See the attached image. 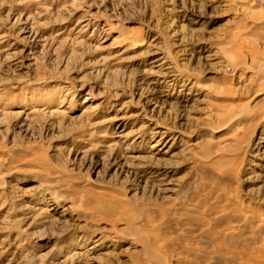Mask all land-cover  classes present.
Returning a JSON list of instances; mask_svg holds the SVG:
<instances>
[{
  "label": "rangeland",
  "instance_id": "rangeland-1",
  "mask_svg": "<svg viewBox=\"0 0 264 264\" xmlns=\"http://www.w3.org/2000/svg\"><path fill=\"white\" fill-rule=\"evenodd\" d=\"M262 41L264 0H0V264H264ZM227 193L263 225H191Z\"/></svg>",
  "mask_w": 264,
  "mask_h": 264
},
{
  "label": "bare ground",
  "instance_id": "bare-ground-1",
  "mask_svg": "<svg viewBox=\"0 0 264 264\" xmlns=\"http://www.w3.org/2000/svg\"><path fill=\"white\" fill-rule=\"evenodd\" d=\"M135 34L136 33H133V32L131 33V31L130 32L128 31L127 33L121 34V35H119L117 37L119 39V42L120 41H128V42L129 41H133V44H135L137 46L138 45H142L143 44L142 38L139 37L138 35H135ZM262 42L264 43V41H262ZM34 51H35V49H34ZM34 51H30L29 54L32 55ZM155 53H158V52L152 50L151 48H149L147 51H145V55H152V54H155ZM259 54H261V53H259V51L257 50V51H255V53L253 55L255 56V58H257V57H259ZM230 59H232V58L230 57ZM256 60H258V58ZM152 62H156V65H154V66H156L158 69L161 70L160 71L161 72L160 75H158L159 77L172 76L171 75L172 68L170 66H166V67L164 66L165 64H167L166 57L164 55H158L157 54V56L152 60ZM236 62H234V63L236 64ZM261 68H264V65H262ZM143 79L144 78H142L141 80H143ZM191 87H192V85H191ZM192 93L193 94H197V93H194V91H191V94ZM86 99H89V97H85L84 100H86ZM222 117H224V116H222ZM114 118L115 119H113V120H117V119H122L124 117L122 115H120V116H116ZM236 118L237 117H233V116L232 117H229V116H227V121L224 122V123H228L230 121H234V120H236ZM157 132H159V131H157ZM127 136H128V133H125L122 130H120L117 134L114 135V137L117 138L118 141H120V142H123L124 140H127ZM162 141H163V137H161L158 140H156L155 143L152 144V146H154V147L155 146H159ZM13 147H11V148H13ZM5 149L8 150L7 147H5ZM4 151H2L0 149V192L1 193H2V191H4V187H6L8 185V184L6 185L5 184L6 181L3 180V179H5V178H3V176H4L3 166L5 165V163L7 161V158H8V157L7 158L6 157H3V152ZM165 152H167V151L164 150L163 153L165 154ZM158 166H159V170H157L156 175L159 176V179L158 180H163L164 179V176H166V174H168V170H169L168 168H169V166L168 165H165V164H161L160 162L158 163ZM5 167L7 168V165ZM54 176H57V175H54ZM12 185H14V184H12ZM12 185H9V186L12 187ZM52 185L53 184L51 183V186ZM35 188H37V186L28 187V189L30 191L33 190V189H35ZM167 190L171 191L172 189H167ZM207 195H208V197H209V195L213 197V191L212 190L208 191ZM58 196L59 195H58L57 192H53L51 194V196H50V200L55 203V202H57L59 200L58 199ZM186 196L187 195H184L182 201L183 200L184 201H190L188 204H185L184 205V209H185V212H186V216L188 215V217L193 221L191 225H193L196 228H200V230L202 228H209V227L213 226V231H212V234L213 235H219V236H221V235H226V234H236V233H238L240 231H242V232L244 231L245 232V230H247L248 228H250L252 226L251 225L252 223H254L255 221L258 220V218L255 215H253V213L249 209H244L243 208V205L244 204L241 203V200L239 199V197L236 196V195H232L231 193H227L226 195H224L225 197H223V199H222V201H223L222 204H223V206H225L224 208H227V209L230 208V213H229V210L228 211H224L223 213H220V214L214 215L213 217L208 218V220L203 219L202 218V214H204L205 212H208L212 208L211 207H208V205L203 204L201 206V209L200 210L198 209V211H196V214H192L191 215L192 210H194L193 206L196 205L197 203H199L201 201V198H200V195H196V196H198V199H196V196H195V198H191V199H190V197H186ZM203 196H205V195H203ZM216 196H218V195L216 194ZM72 208H73V204L72 203L68 204L65 207L66 210H71ZM262 225H263V223L258 222V224L256 226L261 227ZM217 228H219V229H217ZM142 240H143L144 245H145V247H144V249H145V254H144L145 264H164L165 263V253H166L165 248H164V245L161 244V243H157L155 240L150 239L149 237H145Z\"/></svg>",
  "mask_w": 264,
  "mask_h": 264
}]
</instances>
